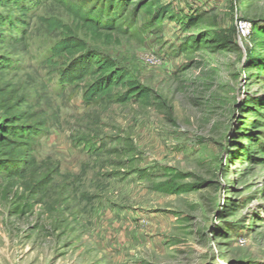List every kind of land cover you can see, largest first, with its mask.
Here are the masks:
<instances>
[{
  "label": "rangeland",
  "instance_id": "rangeland-1",
  "mask_svg": "<svg viewBox=\"0 0 264 264\" xmlns=\"http://www.w3.org/2000/svg\"><path fill=\"white\" fill-rule=\"evenodd\" d=\"M21 2L0 0V264H264V0ZM62 41L84 47L67 86ZM93 56L125 84L88 98Z\"/></svg>",
  "mask_w": 264,
  "mask_h": 264
},
{
  "label": "trees",
  "instance_id": "trees-1",
  "mask_svg": "<svg viewBox=\"0 0 264 264\" xmlns=\"http://www.w3.org/2000/svg\"><path fill=\"white\" fill-rule=\"evenodd\" d=\"M15 1V0H13ZM24 4L21 2L20 11L23 13H27L31 11V7L29 4V0H22ZM145 7L149 8V4ZM73 15L77 20L82 21V23L92 30L94 33L102 32L103 30H112L114 29L113 25L104 24L101 20H91L89 21L86 14H81L78 11L74 10ZM41 22L43 25L50 31V32H67V27L65 24L58 19L55 18H42ZM16 26V25H15ZM84 51L83 45L77 42H69V41H62L54 45L52 48V57H61L67 56L70 58L75 59L71 66H69L64 72H61L59 83L62 86L71 85L79 80H82L84 77L83 72L76 73L77 69L82 66L83 59H77L76 55H79ZM52 60V59H51ZM92 68L96 69L93 71L97 73L101 79L99 85L97 87H93L92 90L88 93V98L94 96L95 94H99L102 92H107L113 86H119L125 84L126 76L124 75L123 71L117 69L113 63L109 61L99 60L98 57H92L89 60ZM138 92L133 93L129 98L136 96Z\"/></svg>",
  "mask_w": 264,
  "mask_h": 264
},
{
  "label": "built area",
  "instance_id": "built-area-1",
  "mask_svg": "<svg viewBox=\"0 0 264 264\" xmlns=\"http://www.w3.org/2000/svg\"><path fill=\"white\" fill-rule=\"evenodd\" d=\"M245 28V26L243 25L242 27H241V29L243 30Z\"/></svg>",
  "mask_w": 264,
  "mask_h": 264
}]
</instances>
